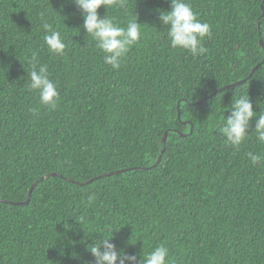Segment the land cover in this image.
<instances>
[{
    "label": "trees",
    "instance_id": "trees-1",
    "mask_svg": "<svg viewBox=\"0 0 264 264\" xmlns=\"http://www.w3.org/2000/svg\"><path fill=\"white\" fill-rule=\"evenodd\" d=\"M189 2L211 26L206 53L171 46L159 20L171 0H127L107 14L138 18L141 38L114 69L72 0H0V264H94L91 231L138 259L164 245L167 264H264V159L247 155L264 144L255 119L238 147L218 130L232 96L264 112V0ZM43 65L55 109L28 88Z\"/></svg>",
    "mask_w": 264,
    "mask_h": 264
},
{
    "label": "clouds",
    "instance_id": "clouds-1",
    "mask_svg": "<svg viewBox=\"0 0 264 264\" xmlns=\"http://www.w3.org/2000/svg\"><path fill=\"white\" fill-rule=\"evenodd\" d=\"M72 2L81 11L82 27L87 36H91L96 46L105 54L104 62L114 69H119L122 58L141 38V23L138 22V18H135L130 20L126 26H121L116 22L115 17L109 16L107 12L110 8H125L127 0H72ZM101 6L106 9L103 16L98 12ZM159 20L163 25L170 26L164 30L173 48L189 50L193 56L207 52L203 41L206 36H211V26L198 19L189 0H171L170 9L160 11ZM43 28L46 30L43 39L48 50L63 56L67 44L61 32L47 22L43 24ZM27 75L29 76L28 88L38 92L41 104L55 109L59 91L57 84L49 76L47 66L43 65L39 68L34 66ZM225 111H230V115L225 117L223 126L218 130L222 133L226 144L238 147L247 138L253 119H255L256 138L259 143L264 144V112L254 110L248 94L232 96L231 102L225 105ZM247 155L253 164L264 159L252 152ZM95 198L94 193L89 195L87 197L89 204ZM76 218L85 232L86 218L84 216H76ZM92 233L103 234L102 238L93 239L87 245V250L94 258V264H167L169 249L164 245L156 246L144 253L141 252L140 259H138L137 255H129L124 249H118L111 242L114 232L110 237L105 236L103 232L91 231L87 234L85 232V240ZM84 264H90V262L85 260Z\"/></svg>",
    "mask_w": 264,
    "mask_h": 264
},
{
    "label": "water",
    "instance_id": "water-1",
    "mask_svg": "<svg viewBox=\"0 0 264 264\" xmlns=\"http://www.w3.org/2000/svg\"><path fill=\"white\" fill-rule=\"evenodd\" d=\"M259 45L262 47L263 52H264V43H263V40H262V39H259ZM253 71H254V68L251 70L250 75L253 73ZM250 75H249V76H250ZM249 76H248V77H249ZM248 77L245 78V79H243V80H241V81H239V82H236V83H234V84L227 85V86H225V87H223V88H221V89H219V90H223V89H228V88L235 87V86H237V85H239V84L245 82V81L248 79ZM178 109H179V107H178ZM178 116H179V115H178ZM166 134H167V133H164V134H163V138H162V144H163V146H165V142H166ZM163 151H164V147H163V149L161 150V153H163ZM159 160H160V157L157 159V162H159ZM124 171H126V170H121L120 172H124ZM118 172H119V171H117L116 173H118ZM47 177H48V176H45V178H47ZM35 185H36V182L33 183V185L31 186V188H30V190H29V192H28L27 200H26L24 203H17V204H25V203H27V202L29 201L30 196H31V192H32V190H33V188H34Z\"/></svg>",
    "mask_w": 264,
    "mask_h": 264
}]
</instances>
